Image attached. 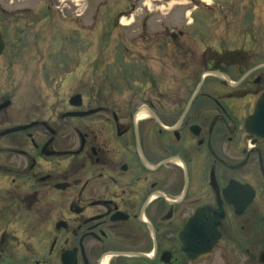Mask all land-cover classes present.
<instances>
[{"label":"flooded vegetation","instance_id":"af4514ba","mask_svg":"<svg viewBox=\"0 0 264 264\" xmlns=\"http://www.w3.org/2000/svg\"><path fill=\"white\" fill-rule=\"evenodd\" d=\"M201 1L191 27L158 42L117 32L92 61L84 27L55 48L53 28L34 25L58 4L13 30L0 5L7 66L110 87L52 101L0 84V264H263L264 0L224 29Z\"/></svg>","mask_w":264,"mask_h":264},{"label":"rangeland","instance_id":"374dc122","mask_svg":"<svg viewBox=\"0 0 264 264\" xmlns=\"http://www.w3.org/2000/svg\"><path fill=\"white\" fill-rule=\"evenodd\" d=\"M199 1V0H198ZM201 1V0H200ZM213 9L210 13V21L214 22L216 27L220 26L224 29L227 26V21L237 18L242 12V4L244 0H212ZM202 2V1H201ZM210 1H204L203 4ZM49 3L54 8L53 3L58 4L60 9L54 8L55 18L51 19L50 24L45 25L46 22L34 24L38 27L51 26L54 35L55 48L60 46L61 40L59 37H66L69 31L73 32L72 28L77 26L84 27L85 42L91 46V50H87L90 55L88 59L94 60V56L99 52L98 48L101 45H109L114 42V37L117 32H130V29L136 30L148 36L147 40H138L141 42L159 41L156 32L160 34L166 29L165 32H177L183 30L185 26L191 27V24L187 22L191 21V15L186 13L194 12L195 0H60L56 3V0H0V5L6 7L8 10V17H12L7 25L11 30L16 28H31L33 24L34 14L46 12L45 7L42 5ZM74 4H77L76 7ZM232 4L236 5V9H232ZM264 6V2H263ZM256 12H260L264 21V8L258 9ZM1 14V13H0ZM80 14V16L76 15ZM43 16V15H42ZM41 17V15L39 16ZM199 17H205L200 13ZM226 17V18H225ZM8 18V19H9ZM79 19V23L74 21ZM6 26V25H5ZM54 28H61L57 31ZM78 28V27H77ZM233 30V27H232ZM231 30V31H232ZM190 32V30H188ZM220 31H216L219 35ZM232 32V37L234 36ZM264 41V30H263ZM162 36V35H160ZM67 38L62 43L66 42L72 45V42ZM23 41V43L30 42ZM162 41V40H161ZM215 44H228L229 41L219 35L214 40ZM230 43H233L230 40ZM93 44H99L96 47ZM61 48L63 46H60ZM105 62L111 60V51H105ZM93 58V59H92ZM26 65L7 66L4 57H0V84L2 89L8 93L13 92L16 94V100H23L24 97L32 96V92L38 93L44 91L45 94L52 96V101H57V98L64 93L70 91L94 89L93 86L99 87L104 84V89H110L107 83H85V82H56L48 80L46 77H42V72H45V67H39L40 72L35 65L34 61H24ZM8 75H14L15 77L22 76L19 82H9L6 78ZM30 76H36L30 77ZM106 84V85H105ZM118 89L121 90L126 87V84L117 83ZM108 86V87H107ZM133 87V86H132ZM101 88L102 90H104ZM135 89L142 90L144 88L134 86ZM126 89V88H125Z\"/></svg>","mask_w":264,"mask_h":264},{"label":"water","instance_id":"95a60500","mask_svg":"<svg viewBox=\"0 0 264 264\" xmlns=\"http://www.w3.org/2000/svg\"><path fill=\"white\" fill-rule=\"evenodd\" d=\"M4 34H3V31H2V28L0 26V55L2 53V50L4 48ZM259 106H256L255 107V115L252 116V118H255L256 114L259 112ZM262 263L264 264V253H263V256H262Z\"/></svg>","mask_w":264,"mask_h":264},{"label":"bare ground","instance_id":"6f19581e","mask_svg":"<svg viewBox=\"0 0 264 264\" xmlns=\"http://www.w3.org/2000/svg\"><path fill=\"white\" fill-rule=\"evenodd\" d=\"M204 1H208V0H204Z\"/></svg>","mask_w":264,"mask_h":264}]
</instances>
